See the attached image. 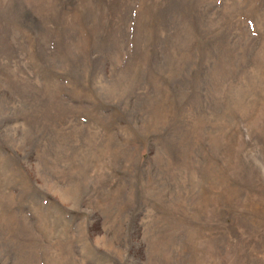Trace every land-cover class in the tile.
Wrapping results in <instances>:
<instances>
[{
    "label": "rangeland",
    "instance_id": "374dc122",
    "mask_svg": "<svg viewBox=\"0 0 264 264\" xmlns=\"http://www.w3.org/2000/svg\"><path fill=\"white\" fill-rule=\"evenodd\" d=\"M0 264H264V0H0Z\"/></svg>",
    "mask_w": 264,
    "mask_h": 264
}]
</instances>
